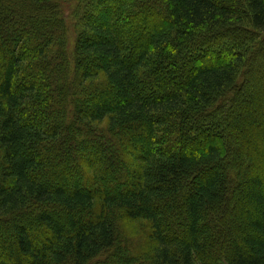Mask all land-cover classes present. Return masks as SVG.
Returning a JSON list of instances; mask_svg holds the SVG:
<instances>
[{"label": "trees", "instance_id": "obj_1", "mask_svg": "<svg viewBox=\"0 0 264 264\" xmlns=\"http://www.w3.org/2000/svg\"><path fill=\"white\" fill-rule=\"evenodd\" d=\"M0 264H264V0H0Z\"/></svg>", "mask_w": 264, "mask_h": 264}, {"label": "rangeland", "instance_id": "obj_2", "mask_svg": "<svg viewBox=\"0 0 264 264\" xmlns=\"http://www.w3.org/2000/svg\"><path fill=\"white\" fill-rule=\"evenodd\" d=\"M65 11H66V15H68L69 14V11H70V6H66L65 7ZM102 16H104V14H101V17ZM94 23H96V21L95 20H92ZM166 21L165 20H163V24L165 23ZM124 38V37H123ZM72 39V38H71ZM227 48V54L226 53H222V59H218V61L219 62H221L223 59H224V57H226V55H228V53H230L231 52V50L233 49V47H231L230 45L229 46H227L226 47ZM252 48H254V47H252ZM225 55V56H224ZM196 63H197V60H196ZM244 66L245 67H251V63H249L248 62V64H244L243 65V69H245L244 68ZM251 69L253 70V72H254V74L256 73L255 71H257V68L255 67L254 68V66H252L251 67ZM256 69V70H255ZM245 74H247V72L245 73ZM27 81V80H26ZM239 91V89L238 90H236L235 92H238ZM239 93V92H238ZM226 108H228V107H224L223 109L225 110ZM231 109V108H230ZM223 110V111H224ZM229 110V109H228ZM222 116L223 117H228L229 115H227L226 113H222ZM213 119H214V117H212ZM216 118V117H215ZM216 143H217V146L218 147H220V148H223L224 149V151H225V156H224V158H223V161H221V162H223L222 164L224 165V164H227L228 165V167H227V169L228 170H230V169H232V167H233V164H234V162L233 161H231V158L232 157H234L235 156V154L234 153H240V151H239V149H238V147H239V145L236 143V142H234V140H229L228 139V137H225L224 135L221 137V136H219V137H216ZM233 146H235L236 148H237V152H236V150H235V152H234V150L232 149V147ZM234 155V156H233ZM244 160H250V159H248V158H244ZM47 178V177H46ZM240 179V178H239ZM238 179V180H239ZM80 180L82 181V178L81 177H79L78 179H77V181L78 182H80ZM105 180H106V182H108V183H114L115 185H116V187H119L120 185L118 184V182L115 180V178L114 177H112V176H109V177H107V178H105ZM76 182V181H75ZM237 184H236V182H234V185H232L231 187H230V192H229V196H228V200H229V205H228V207L226 208V217L228 218V220L229 219H232L233 218V212H235V208H236V204H237V198L239 197V194H240V189H239V187L238 186H236Z\"/></svg>", "mask_w": 264, "mask_h": 264}]
</instances>
